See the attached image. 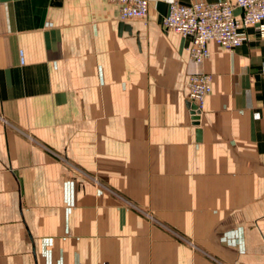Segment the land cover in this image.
Masks as SVG:
<instances>
[{
    "label": "crops",
    "instance_id": "obj_1",
    "mask_svg": "<svg viewBox=\"0 0 264 264\" xmlns=\"http://www.w3.org/2000/svg\"><path fill=\"white\" fill-rule=\"evenodd\" d=\"M149 1L0 0V264H264V39L195 62Z\"/></svg>",
    "mask_w": 264,
    "mask_h": 264
},
{
    "label": "built area",
    "instance_id": "obj_2",
    "mask_svg": "<svg viewBox=\"0 0 264 264\" xmlns=\"http://www.w3.org/2000/svg\"><path fill=\"white\" fill-rule=\"evenodd\" d=\"M119 7L122 21L145 20L148 17L149 0H108ZM241 10L237 17L235 10ZM253 26L264 39V0H196L190 4L174 1L169 4L163 18V27L190 37L187 50L195 62H203L210 55L208 42L214 41L226 50L239 46L244 37L240 27ZM211 91V76L199 72L188 80V107L191 121L198 125L204 101Z\"/></svg>",
    "mask_w": 264,
    "mask_h": 264
}]
</instances>
